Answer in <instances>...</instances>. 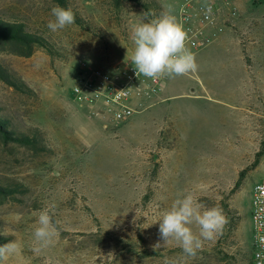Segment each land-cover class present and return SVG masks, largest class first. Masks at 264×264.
Here are the masks:
<instances>
[{
  "label": "rangeland",
  "instance_id": "obj_1",
  "mask_svg": "<svg viewBox=\"0 0 264 264\" xmlns=\"http://www.w3.org/2000/svg\"><path fill=\"white\" fill-rule=\"evenodd\" d=\"M157 1L156 16L177 20L189 0ZM229 1L209 26L213 40L194 53L197 70L166 76L156 101L133 102L137 112L115 125L91 118L72 88L82 64L111 69L128 58L131 26L145 9L69 0L92 30L74 23L53 33L52 0H0V16L52 50L0 53L32 91L0 81V115L18 132H40L35 149L0 140V181L15 190L0 198V232L8 233L0 237L20 244L2 264H251V191L264 181V0ZM182 193L226 218L194 257L175 241L153 247L157 221ZM49 204L59 236L36 253L34 227Z\"/></svg>",
  "mask_w": 264,
  "mask_h": 264
},
{
  "label": "clouds",
  "instance_id": "obj_2",
  "mask_svg": "<svg viewBox=\"0 0 264 264\" xmlns=\"http://www.w3.org/2000/svg\"><path fill=\"white\" fill-rule=\"evenodd\" d=\"M51 16L53 19L49 20L47 27L53 33L75 23L71 8L56 5L51 8ZM141 17L139 23L131 26L134 44L131 62L138 77L174 78L197 70L195 54L186 46L187 33L175 16L169 13L156 16L148 10ZM55 213V204L39 211L33 231L34 252L41 253L49 248L59 236V221L54 219ZM157 222L159 240L154 248L175 241L186 256L194 257L205 241H212L220 234L226 218L219 207H206L192 193H182ZM194 227L198 231H194ZM0 235L8 233L0 232ZM258 240L264 244V236L258 237ZM19 251L20 244L12 239L0 246V260L4 261Z\"/></svg>",
  "mask_w": 264,
  "mask_h": 264
},
{
  "label": "built area",
  "instance_id": "obj_3",
  "mask_svg": "<svg viewBox=\"0 0 264 264\" xmlns=\"http://www.w3.org/2000/svg\"><path fill=\"white\" fill-rule=\"evenodd\" d=\"M229 0L220 4L217 0H189L180 11L177 22L187 33L186 46L193 53L207 46L216 35L209 29L218 13L230 6ZM236 16L234 9L229 10ZM128 58L106 69L82 64L72 88L73 100L88 112L91 118L108 124L128 122L137 112L133 102L156 101L163 92L166 76L159 79L139 77L131 62L134 44L131 35L127 41ZM251 221L253 229V264H264V244L258 237L264 236V181L256 183L251 191Z\"/></svg>",
  "mask_w": 264,
  "mask_h": 264
},
{
  "label": "trees",
  "instance_id": "obj_4",
  "mask_svg": "<svg viewBox=\"0 0 264 264\" xmlns=\"http://www.w3.org/2000/svg\"><path fill=\"white\" fill-rule=\"evenodd\" d=\"M56 5L64 8H71L69 0H52ZM115 8H120L125 2L135 3L145 9V11L151 10L162 11V7L157 0H110ZM72 9V8H71ZM75 14V24L84 29L92 30L90 24L77 10L72 9ZM36 47H42L48 50L50 53L49 43L47 40L29 31L26 24L17 20L6 19L0 16V53L8 52L17 56L31 57ZM0 81L6 85L12 87L14 90L21 93H32L26 83L15 72L7 68L3 62L0 61ZM39 130L32 129L31 134L24 132H18L12 122L5 116L0 115V140L4 143H17L19 145L35 149L40 145ZM261 155H258L255 165L260 161ZM243 175V174H241ZM11 184H5L0 181V198H4L9 194L15 193V190L11 188ZM7 238L0 237V246L7 242ZM254 246L252 244L251 253L253 255ZM251 264H253V258H251ZM2 264V260H0Z\"/></svg>",
  "mask_w": 264,
  "mask_h": 264
}]
</instances>
